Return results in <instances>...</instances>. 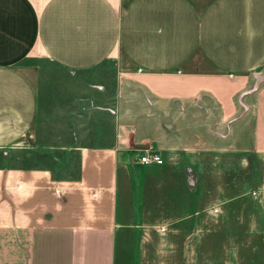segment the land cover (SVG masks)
I'll use <instances>...</instances> for the list:
<instances>
[{"label":"crops","instance_id":"1","mask_svg":"<svg viewBox=\"0 0 264 264\" xmlns=\"http://www.w3.org/2000/svg\"><path fill=\"white\" fill-rule=\"evenodd\" d=\"M139 148L137 264H264V0H0V264H127Z\"/></svg>","mask_w":264,"mask_h":264},{"label":"rangeland","instance_id":"2","mask_svg":"<svg viewBox=\"0 0 264 264\" xmlns=\"http://www.w3.org/2000/svg\"><path fill=\"white\" fill-rule=\"evenodd\" d=\"M201 112H204L202 116L205 117L206 119L210 111L201 110ZM201 123H204V121ZM207 123H213V122L209 121ZM139 149L140 150H137L136 154L134 156H131L129 160L130 161L129 163L132 165V168L130 169V171H131V179H132V193H133L132 195H133V208L135 212V215H134L135 221H134V228L132 229V231L125 235L127 242H131V246L134 249L132 250L131 260H128L127 264H137V246H138V243L141 237L145 235L143 233V230L145 228L143 225L145 224L146 219L145 217L143 218V215L141 213V208H142V203H143V190H144L143 182H144V178L146 177L145 176L146 174L143 171L144 166H142L138 162V158L144 152V150H141V148ZM248 157H249L250 163L254 164L256 162V159L252 155H248ZM138 166L141 167L140 168L141 170L136 169V167ZM164 196H165V199H163L161 202H157L158 204L156 205H153V203L149 202L148 209L151 210V213H154L156 209L168 210L172 204L176 203L175 198L174 196H172L171 192L165 190ZM171 207H173V205ZM156 218H157L156 219L157 221L154 219L155 223H153L155 226L151 228L157 231V233L161 235L170 234L169 233L170 224L165 223V221L163 220L161 216L156 217Z\"/></svg>","mask_w":264,"mask_h":264},{"label":"built area","instance_id":"3","mask_svg":"<svg viewBox=\"0 0 264 264\" xmlns=\"http://www.w3.org/2000/svg\"><path fill=\"white\" fill-rule=\"evenodd\" d=\"M139 164L142 166H150V165H162L163 161L160 156L151 151H144L138 158Z\"/></svg>","mask_w":264,"mask_h":264}]
</instances>
